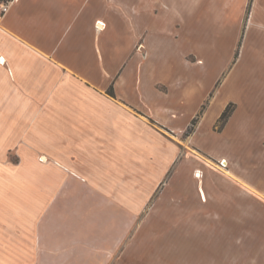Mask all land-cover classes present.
I'll list each match as a JSON object with an SVG mask.
<instances>
[{"label": "crops", "instance_id": "obj_1", "mask_svg": "<svg viewBox=\"0 0 264 264\" xmlns=\"http://www.w3.org/2000/svg\"><path fill=\"white\" fill-rule=\"evenodd\" d=\"M243 31L227 74L237 70L241 87L263 65L264 0H9L0 16V264H125L157 219L206 215L190 209L207 203L202 185L185 211L172 179L151 197L181 157V106L206 62L220 63L212 40L232 42L221 71ZM190 157L178 167L201 179L208 163ZM247 162L245 175L227 158L218 168L261 198V168Z\"/></svg>", "mask_w": 264, "mask_h": 264}, {"label": "rangeland", "instance_id": "obj_2", "mask_svg": "<svg viewBox=\"0 0 264 264\" xmlns=\"http://www.w3.org/2000/svg\"><path fill=\"white\" fill-rule=\"evenodd\" d=\"M249 10H246L241 26L244 31ZM212 19L210 33L220 29L218 15H212ZM244 31L232 52L230 63L221 71L219 67L228 59L232 42L224 37L212 40V50L221 55L220 63L215 64L211 60V63L206 62V72L198 80L199 87L194 98L181 106L180 117L174 120L176 129L181 127V157L166 164L162 185L154 190L151 197L154 200L159 190L165 187L164 183L172 179L174 184L168 190L172 194L181 193L180 209L185 211L190 208V197L194 193L199 194L202 185L207 203L197 200L190 209L197 212L205 209L206 215H182L180 223L168 215L157 219L159 221L154 227L150 224L147 232H143L133 242L132 260L125 264H264V54H260L264 48H260L257 59L258 62L262 59L263 65L256 69L259 72H253V84L246 78L241 87L240 79L238 81L236 77L237 70L227 76L240 56ZM249 46L247 44L248 49ZM186 47L182 44V49ZM243 57L244 61L239 64V67L242 65V71L250 64L249 58L246 55ZM217 74L216 80H213ZM208 89L203 98L202 95ZM200 101L196 113L189 119L195 104ZM226 107L228 117L219 118ZM151 122L154 123L153 120ZM257 139L260 141L255 144L253 141ZM194 154L203 157L208 163L206 171L201 169V179L194 176V171L190 173L188 167H178L180 158L183 162L184 157L191 158ZM222 157L228 160V170L239 171L244 175L247 169L243 171V168H239V160L247 159V168L248 165L255 166L256 170L261 168L262 177L258 181L263 192L256 191L261 198L250 197L248 187L244 186V189L233 174L237 182L219 171L218 163ZM193 220L197 224L196 230L188 227ZM175 224L179 228L175 229Z\"/></svg>", "mask_w": 264, "mask_h": 264}, {"label": "built area", "instance_id": "obj_3", "mask_svg": "<svg viewBox=\"0 0 264 264\" xmlns=\"http://www.w3.org/2000/svg\"><path fill=\"white\" fill-rule=\"evenodd\" d=\"M8 6H9V0H0V16H2L7 11ZM222 160H221V162L223 163Z\"/></svg>", "mask_w": 264, "mask_h": 264}, {"label": "trees", "instance_id": "obj_4", "mask_svg": "<svg viewBox=\"0 0 264 264\" xmlns=\"http://www.w3.org/2000/svg\"><path fill=\"white\" fill-rule=\"evenodd\" d=\"M107 93L114 96V90H113V86L110 85L109 88L107 89ZM227 107L224 109V111L221 113V115L219 116V118H227L228 117V114H227Z\"/></svg>", "mask_w": 264, "mask_h": 264}, {"label": "bare ground", "instance_id": "obj_5", "mask_svg": "<svg viewBox=\"0 0 264 264\" xmlns=\"http://www.w3.org/2000/svg\"><path fill=\"white\" fill-rule=\"evenodd\" d=\"M222 161H223V163H222L221 160H220L218 164H219L220 166H222V167H225V165L227 164V163H226V159H223Z\"/></svg>", "mask_w": 264, "mask_h": 264}]
</instances>
